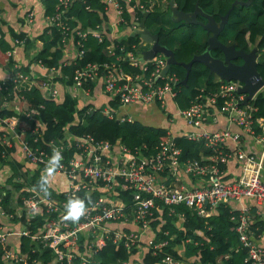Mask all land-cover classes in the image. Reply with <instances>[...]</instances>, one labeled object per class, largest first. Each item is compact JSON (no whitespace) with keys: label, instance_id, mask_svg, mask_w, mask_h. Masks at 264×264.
<instances>
[{"label":"built area","instance_id":"2783aa9c","mask_svg":"<svg viewBox=\"0 0 264 264\" xmlns=\"http://www.w3.org/2000/svg\"><path fill=\"white\" fill-rule=\"evenodd\" d=\"M108 14L109 33H93L91 36L99 44L106 39L110 42L105 51L109 57H114V63H89L80 67L72 74L74 87L85 89L86 95L90 90L84 88L86 83L102 81L104 89L111 94L119 106H136L156 104L166 115H175L193 127L194 132L178 136L167 132L154 155H145L146 147L137 146L128 148L120 142L114 145L102 140H96L90 135L76 138L65 134L59 145L50 144L51 150L39 149L33 146L37 138L39 127L32 129V143L24 140L25 128L21 127L16 117H0V186H4L8 179L13 177L10 164H15L16 157L24 159L35 169L23 167L19 176L14 177L18 182L27 181L23 189L15 190L14 186L0 193V244L2 259L6 264H21L26 261V255L21 254L19 245L11 247L9 236L15 235L30 238L32 243L40 244L49 249L57 263L73 264L78 258L81 264L91 262L95 253L100 250L108 239L113 243L122 241L127 249L141 250L144 245L140 234L135 230L109 229L108 224L122 226L135 225L141 230L150 229L155 220V211L168 210L169 216L176 214V208L185 206L196 211L201 217H209L220 204L228 205L242 199H253L257 205L264 208V118H254L256 109L241 103L244 95L237 93L238 82H223L217 79L216 86H209L198 91L190 105L183 110L177 108L175 113L169 112L168 101L176 97L175 88L179 79L175 73L162 74L166 65V58L157 54L152 60L142 62L141 52L150 49L148 44L140 39L137 45H132V51H124V45L117 44L119 38L127 35V28L136 30L140 22L135 14L144 12L140 1L133 0H99ZM135 1V0H134ZM75 0H56L54 12L45 16L46 28L54 27L61 35V44L64 46L66 61L70 64L81 59L85 51L84 41L87 31L80 26H73L67 18ZM133 12V19L126 18L127 13ZM0 13V20H1ZM27 25L34 24V14L26 13L24 17ZM133 23V25L131 24ZM103 26V25H102ZM102 26H98L100 31ZM122 27V28H121ZM123 29L122 35L119 34ZM26 39H15L14 45L24 47ZM126 63L132 69L124 72L119 66ZM40 65V64H38ZM42 67V65H40ZM53 70V69H51ZM13 76V75H12ZM11 76V77H12ZM0 80V92L7 90V81ZM28 74L18 72L14 75L13 84L18 86L29 81ZM47 99L58 100V89L51 80H43L39 84L32 82ZM264 88V87H263ZM23 97L15 92L10 102H4L3 108L15 111L31 119L36 110L18 111V103ZM175 103V102H174ZM1 110V109H0ZM115 110L105 111L106 117L113 119ZM218 117H223L230 125L237 127L241 133H233L229 129L209 132L206 125L214 123ZM117 120H127L124 116ZM252 137L260 148L259 156L247 155L241 147V135ZM176 137H185L190 141L203 144L210 152L205 158L206 163L198 161L179 162L180 149L174 143ZM72 139L73 149L71 157H65V142ZM231 142L232 148L228 149ZM54 150L62 153L63 167L58 169L53 180L59 182L54 195H64V199H57L50 194L44 197L31 179L34 172L40 169V176L44 174L45 166ZM230 160L242 164L243 174L235 182L221 180V165ZM187 175L204 181V185L197 189L188 190L183 186H172L167 182H159L160 175L168 174L175 178L180 169ZM50 180H52L50 178ZM11 191V204L21 202L19 207L6 211L2 208L6 191ZM131 192V204L126 205L119 200V192ZM80 193L91 196L98 193L93 203L88 206L87 213L78 222L65 221V205L70 197ZM233 217L234 231L239 243L246 250L248 264H264V250L258 246L253 234L248 231L252 224L251 213L248 209L237 210ZM26 220L25 229H22L19 219ZM32 222V223H31ZM39 225H37V223ZM36 224L37 231L27 227ZM82 238L83 242L80 241ZM150 241L146 244L147 250L152 247ZM162 246H155L159 249ZM81 249L83 251H81ZM39 264V263H37ZM128 264V263H121ZM162 264H182L172 257H166Z\"/></svg>","mask_w":264,"mask_h":264},{"label":"trees","instance_id":"16d2710c","mask_svg":"<svg viewBox=\"0 0 264 264\" xmlns=\"http://www.w3.org/2000/svg\"><path fill=\"white\" fill-rule=\"evenodd\" d=\"M234 1L175 0V6L178 10L188 13L192 12L195 4L198 3L205 13L212 15L216 21H219ZM239 1L247 2L248 0ZM134 2L133 0L132 3ZM140 2L144 7V12H149L145 23L146 27L152 34L158 35L160 45L173 51L177 62L188 63L193 56L200 55L206 50L208 36L200 26L184 23L175 24L168 17L166 18V13L170 15L169 0H140ZM42 4L45 8V16L53 14L56 0H42ZM162 4H165V10L161 6ZM144 12H138L140 19ZM67 16L72 27L79 23L82 30L87 31L83 57L70 64H64L67 59L63 51L64 46L60 43L61 35L56 28L50 27L46 28L36 39L43 46L36 51L32 50L29 60L30 64L36 63L46 69L61 71V78H57L55 81L64 87L63 101L58 102V100L45 98L32 81L14 86L13 79L16 73L27 74L29 72L27 67L21 68L19 71H15L11 79L7 81V90L0 92V117L18 116L20 126L26 129L23 138L31 143L33 138L31 131L38 126L39 132L35 134L37 141L33 146L39 149L51 150L52 147L49 145H59L67 133L76 138L90 135L96 140L107 141L113 145L120 142L128 148L145 146V155H154L160 142L167 135L166 128L146 126L137 120L121 122L116 118L110 119L103 114L102 108L96 109L92 105H85L82 102L86 97L84 95L85 89L74 87L72 74L76 69L89 63L115 62V58L109 57L105 51L110 44L108 39L103 44H99L91 36L93 33H99L103 30L106 33L110 31L108 14L104 11V5L99 0H76ZM198 20L205 22L202 18H198ZM98 26H102L100 31ZM15 37L16 39H24L21 34ZM218 39L224 45L235 44L237 49L246 52L257 48V71L264 81V0H253L248 7L235 6ZM139 42L138 37L123 36L118 39L117 44L124 45V51H132V45H137ZM32 46L33 43L27 40L25 50L32 49ZM212 55L217 58L222 57L219 51H214ZM119 66L126 73L132 71L126 63H121ZM171 73H175L179 79L175 88L174 102L180 110L186 109L190 105L200 89L217 84V78L209 75V71L198 63L192 65L186 86L181 85L186 74L182 67L173 66ZM40 82L41 80H37L36 84ZM93 87V83L84 84V88L89 89L90 92H92ZM15 90L23 97V100L18 103V111L36 110L33 118L28 119L22 114L3 108L4 102L12 100ZM110 105L113 110L119 108V103L115 98L110 102ZM250 106L256 109L253 114L254 118H264V88L256 94L250 102ZM167 116L169 117V115ZM68 143L73 146L72 139L65 142L64 156L66 158L73 154V149L69 147ZM174 143L180 149V164L187 161H198L204 164L206 163L205 158L210 156V152L204 148L203 144L190 141L185 137H176ZM10 166L14 173L13 177L8 179L4 186H0V193L5 189H10L11 186H14L17 191L26 186V180L24 183L23 180L17 182L14 179V177L19 176L22 165L10 164ZM223 169H225V165H221L220 170ZM40 178V169H37L30 182L38 188ZM48 191L54 195L51 189ZM97 195L99 194L95 193L90 196L91 203L88 206L93 203ZM54 196L57 199H64L62 194ZM85 196L84 193L78 195L80 198ZM11 197V191L7 190L2 203V208L6 211L21 205L20 201L11 204ZM118 199L126 205H130L131 192H119ZM237 213V210L231 209L226 204H220L215 212L206 218L199 216L195 210L185 206L176 208V214L183 215L182 220H179L177 216H169L167 209L162 212L155 211V220L150 225V229L154 232L152 247L146 249L139 262L134 263L162 264L166 257H172L182 263L191 260V264H248L246 262V250L241 247L238 235L234 231L232 219ZM250 213L251 218L256 215L251 210ZM19 221L21 228L25 229L26 220L22 218ZM36 223L39 225L38 222ZM262 226V222L256 221L249 225L248 231L252 234L253 231L257 230L261 232L264 229ZM27 228L37 231L36 224ZM125 230L127 231L128 228ZM80 241L83 242L82 238ZM18 245L21 254L26 255V261L21 264H60L55 261L49 249L43 248L40 244L32 243L30 238L21 237L18 239ZM155 246L162 247L154 249ZM81 251L83 250L81 249ZM139 252L138 249H127L122 241L113 243L112 239H108L105 245L95 253L91 262L86 264L129 263ZM2 256L3 251L0 244V264H6ZM73 264H81V262L77 258Z\"/></svg>","mask_w":264,"mask_h":264},{"label":"crops","instance_id":"0c3cea01","mask_svg":"<svg viewBox=\"0 0 264 264\" xmlns=\"http://www.w3.org/2000/svg\"><path fill=\"white\" fill-rule=\"evenodd\" d=\"M136 1L137 0H135V2ZM140 4L142 5L141 2ZM161 6L163 9L165 8V4H162ZM44 9L45 8L42 4V0H0V13L2 15L0 20V80H6L14 75L15 71H19L21 68L27 67L29 70V72L27 73L30 77L29 81L35 83L37 80H51L58 89V102H62L64 98V87L59 82L55 81L57 78H61V71L46 69L36 63H29L33 52L32 50L36 51L43 46V44H41V42L37 41L36 39L46 30ZM28 12H32L34 14V24L32 25H27L28 23H26L24 19L26 13ZM135 16L138 17L139 15L136 13ZM165 16L166 18L168 17L170 19V15H168L167 13L165 14ZM126 18L129 20L133 19V12L127 13ZM131 24L133 25V23ZM75 25L81 27V24L79 23ZM131 29L132 28L130 27L127 28L128 36H131L132 32L138 30ZM118 31H120L119 34L114 33L113 35H122L123 29H118ZM20 34L24 36L26 42L28 40L33 43L32 49L26 51L25 46L18 47L14 45V40L16 39L15 36ZM29 81L23 83H28ZM93 84L94 87L92 92L89 93V95L91 94L90 96L86 95L84 92V95L86 96H83L85 98L83 99V101L85 100V105H92L96 109L102 108L103 114L105 111H113L110 102L113 101L114 97H112L111 94L105 91L101 80ZM168 107L170 113H175L176 109L173 100L168 101ZM113 113L116 118H121L124 116L127 120H137L146 126L166 128L167 131L174 136L194 132L193 127L188 126L185 121L179 119L178 117H175V115H169L168 117L159 109L156 104L119 106V108ZM205 128L209 132L229 129L233 133H241V131L237 127L230 125L223 117H218L216 122L209 123ZM241 139V147L243 149V152L247 155H255L256 157H258L260 148L256 141L249 135H245L243 133L241 135ZM228 144V149H231V142H229ZM15 164H21L22 169L23 167L27 170L29 168L35 169L34 166L28 165L26 161L19 156L16 157ZM182 169L183 168L180 169V174L177 175L176 178L172 175L163 174L159 176L158 181L167 182L176 187L183 186L188 190L197 189L200 186L204 185L203 180L201 181L195 177L185 174ZM221 172L222 175L220 178L223 182H235L243 174L242 164L240 162H236L235 160H230L225 164V169L221 170ZM49 185L51 189L55 191L59 186V182L57 180H50ZM228 205L233 210H240L245 208L249 211L251 210L253 214L256 213V215L252 218V224L256 221H260L263 224L262 227H264V208L257 205L253 199H242L237 202H231ZM107 227L109 229L128 228L133 231L135 230L140 234L144 247L136 256H134L129 261L128 264H135L134 262H139L141 259V255L147 249L146 244H148L150 241H153L154 239V232L151 229L143 231L135 225L122 226L116 224H108ZM253 238L256 244L264 250V229L261 230V232H258V230L253 231ZM9 243L11 247L17 248L18 237L13 234L10 235ZM182 264H191V260H186Z\"/></svg>","mask_w":264,"mask_h":264},{"label":"water","instance_id":"95a60500","mask_svg":"<svg viewBox=\"0 0 264 264\" xmlns=\"http://www.w3.org/2000/svg\"><path fill=\"white\" fill-rule=\"evenodd\" d=\"M253 0L247 2L235 0L230 9L225 15L220 17L219 21L205 13L196 3L192 12H184L178 10L175 6V0H169L170 19L173 23H184L186 25L200 26L207 38V48L200 54L195 55L188 63H179L176 61L173 51L159 44L158 35L152 34L145 23L149 15L148 12H144L138 24V30L131 33V37H138L142 41L151 44L150 49L141 52V61L152 60L157 54H162L166 58V65L162 71L163 75H166L171 71L173 66L182 67L186 74L181 81V85H187L188 75L195 63L203 65L208 71L209 75L215 76L220 81L224 82H238L240 86L237 88V93L244 95L242 105H248L257 93H259L264 87V81L260 77L257 71L258 50L257 48L251 49L246 52L242 49H237L235 44L224 45L222 44L218 36L223 31L226 23L228 22L229 14L235 6L251 5ZM202 18L205 22L198 20ZM219 51L222 55V59L214 57L212 53ZM240 63H236V61Z\"/></svg>","mask_w":264,"mask_h":264},{"label":"clouds","instance_id":"9594fccd","mask_svg":"<svg viewBox=\"0 0 264 264\" xmlns=\"http://www.w3.org/2000/svg\"><path fill=\"white\" fill-rule=\"evenodd\" d=\"M62 159V153L59 150H54L45 166L44 174L41 176L38 184V188L40 192L43 193L44 197H48L50 195L48 191L50 178L55 176L58 169L63 167L61 163ZM90 203V196L87 195L84 198H80L78 196L70 197L65 205V214L62 218L65 221H71L73 223L78 222L86 215L88 204Z\"/></svg>","mask_w":264,"mask_h":264},{"label":"rangeland","instance_id":"374dc122","mask_svg":"<svg viewBox=\"0 0 264 264\" xmlns=\"http://www.w3.org/2000/svg\"><path fill=\"white\" fill-rule=\"evenodd\" d=\"M258 61V60H257ZM215 77V76H214ZM41 81H43V80H41ZM83 101V100H82ZM83 103H85V100L83 101ZM51 179L53 180V177H51Z\"/></svg>","mask_w":264,"mask_h":264},{"label":"flooded vegetation","instance_id":"af4514ba","mask_svg":"<svg viewBox=\"0 0 264 264\" xmlns=\"http://www.w3.org/2000/svg\"><path fill=\"white\" fill-rule=\"evenodd\" d=\"M220 59H222V57H221ZM236 63H238V64H239V63H240V61H238V60H237V61H236Z\"/></svg>","mask_w":264,"mask_h":264}]
</instances>
